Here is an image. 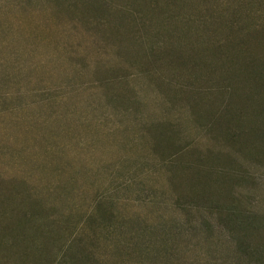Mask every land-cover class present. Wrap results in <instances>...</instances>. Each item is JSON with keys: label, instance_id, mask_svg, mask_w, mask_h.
<instances>
[{"label": "rangeland", "instance_id": "obj_1", "mask_svg": "<svg viewBox=\"0 0 264 264\" xmlns=\"http://www.w3.org/2000/svg\"><path fill=\"white\" fill-rule=\"evenodd\" d=\"M244 252L264 0H0V264H264Z\"/></svg>", "mask_w": 264, "mask_h": 264}, {"label": "trees", "instance_id": "obj_2", "mask_svg": "<svg viewBox=\"0 0 264 264\" xmlns=\"http://www.w3.org/2000/svg\"><path fill=\"white\" fill-rule=\"evenodd\" d=\"M232 212L233 213L231 214V222L236 220L237 217L240 215L236 211H232ZM232 216H233V218H232ZM243 245H244V240L240 241V244L238 243V249H241ZM244 253L247 254V255H250V256H254L256 258L257 262H264L263 261V255H262L263 252H261V253H259V252H244Z\"/></svg>", "mask_w": 264, "mask_h": 264}]
</instances>
